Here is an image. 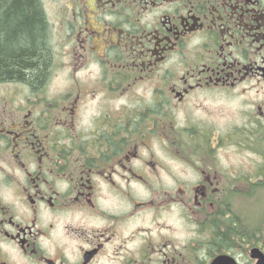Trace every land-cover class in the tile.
<instances>
[{
	"label": "flooded vegetation",
	"instance_id": "af4514ba",
	"mask_svg": "<svg viewBox=\"0 0 264 264\" xmlns=\"http://www.w3.org/2000/svg\"><path fill=\"white\" fill-rule=\"evenodd\" d=\"M38 2L51 60L0 81V264H264V174L221 156L264 155V0Z\"/></svg>",
	"mask_w": 264,
	"mask_h": 264
},
{
	"label": "trees",
	"instance_id": "16d2710c",
	"mask_svg": "<svg viewBox=\"0 0 264 264\" xmlns=\"http://www.w3.org/2000/svg\"><path fill=\"white\" fill-rule=\"evenodd\" d=\"M50 60L47 28L38 0H0V81H35L42 77ZM263 149L258 147L257 151L262 153ZM262 169L259 177L264 174ZM257 186L261 187V182H256Z\"/></svg>",
	"mask_w": 264,
	"mask_h": 264
},
{
	"label": "rangeland",
	"instance_id": "374dc122",
	"mask_svg": "<svg viewBox=\"0 0 264 264\" xmlns=\"http://www.w3.org/2000/svg\"><path fill=\"white\" fill-rule=\"evenodd\" d=\"M247 96V95H246ZM246 97L242 98L241 100V112H242V122L244 123L245 121V114H247L246 112L248 111L249 107L247 106V104L249 105L250 102H256L259 104H263V108H264V89L261 90V94H259L258 96H255L254 94L250 95V99H245ZM219 110V109H218ZM230 110V106L226 105V109L224 114L226 116V121L232 120L233 119V113H228ZM213 115H219L220 113L216 111H212ZM258 141H260L259 137H258ZM262 141V140H261ZM222 151H220L221 154ZM262 153L264 154V149L262 150ZM225 162L233 167H236L237 165L240 166L241 168V172L243 174H250V173H254L256 171V169L259 170V172L262 170H264V155L263 156H259V154H254L253 152L247 151L246 148H241V149H226L222 152L221 155ZM179 170H182L181 168H179ZM180 173V172H179ZM259 178V177H258ZM255 181V180H254ZM257 183L261 182V187L257 186L256 187V191L255 190H250V192L247 194V196L241 198V205L242 206H250L254 208V211L256 213V215L258 216L257 218L260 219L264 217V177H262L261 179H256ZM243 189H248L246 186L242 187ZM262 188V189H260ZM260 189V190H258ZM258 190V191H257Z\"/></svg>",
	"mask_w": 264,
	"mask_h": 264
}]
</instances>
